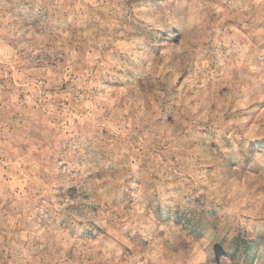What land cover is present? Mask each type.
Listing matches in <instances>:
<instances>
[{"label": "clouds", "instance_id": "obj_1", "mask_svg": "<svg viewBox=\"0 0 264 264\" xmlns=\"http://www.w3.org/2000/svg\"><path fill=\"white\" fill-rule=\"evenodd\" d=\"M0 264H264V0H0Z\"/></svg>", "mask_w": 264, "mask_h": 264}]
</instances>
